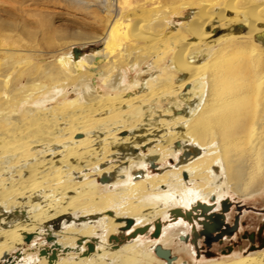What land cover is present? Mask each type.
Here are the masks:
<instances>
[{
  "label": "bare ground",
  "instance_id": "bare-ground-1",
  "mask_svg": "<svg viewBox=\"0 0 264 264\" xmlns=\"http://www.w3.org/2000/svg\"><path fill=\"white\" fill-rule=\"evenodd\" d=\"M11 1L0 10L23 15L27 2L42 3ZM118 3L117 15L111 5L94 13L110 23L94 37L105 41L96 54L40 65L42 54L0 40V260L70 217L54 232L65 256L24 264H264V248L196 263L180 248L183 219L169 226L185 228L174 250L165 231L108 249L130 219L139 229L212 199L264 201V0ZM159 245L175 258L164 261Z\"/></svg>",
  "mask_w": 264,
  "mask_h": 264
},
{
  "label": "rangeland",
  "instance_id": "rangeland-1",
  "mask_svg": "<svg viewBox=\"0 0 264 264\" xmlns=\"http://www.w3.org/2000/svg\"><path fill=\"white\" fill-rule=\"evenodd\" d=\"M75 1L83 2L85 5H88V9L79 8L78 6V8L76 6L68 7L64 0H40L42 3L38 4L27 2L23 15L20 13H5L0 10V24H7V26H5L6 29L2 30L0 28V40L8 39L10 42H14L17 49L27 50V52L22 51V53H31L29 51H33V53L42 54L44 59L37 61L40 65H56L58 57L71 52L75 58H80L82 55L96 54L99 50L104 49L105 41H95L94 37L103 35L105 31L104 28L107 29L110 23L106 22L104 25L96 22L94 13L96 11H102L101 15H103L104 12L108 10L107 7L111 5V10L114 15L119 14L120 6L118 0ZM0 5L9 7L18 6L11 0H0ZM94 82L98 87L102 85L100 79H95ZM171 165H175L174 160H171ZM161 169V165H156L155 167L150 165L149 167V170L154 174H158ZM98 177L99 176L96 175L95 179L101 182L100 177ZM223 201L228 203V207L226 210L222 208L220 213L227 216V219L224 221L233 231L223 235L221 241H212L210 245H208L204 236H196L195 231H197L198 227L194 231L193 226H191L193 224L188 220L186 221L182 216L183 214H181L186 212L179 209L180 211L176 210L171 214L170 221L156 220L150 223V225H147L148 228H151L149 233L148 230L144 234L138 233L135 235L137 231V229L134 228L135 225L128 227V225L125 224L118 233L110 237L109 244H111V247H108V249L112 251L120 250L122 246L136 242L137 240L144 243L155 242L165 237V231L169 235L172 234L174 236L175 243L169 246L171 250H174V248L180 247L178 244V240H180V230L185 228L183 225H181L182 227L179 225L180 227L175 226L174 228H169V226L174 225L180 218L189 226V230L188 227H186V230L190 237L186 241L182 240L187 248L183 245H181L180 248L187 251V255L190 249V252H192L190 256H193L196 263L209 262L212 260H226L228 258H237L240 256L245 257L251 253L262 250L264 248V201L261 198H241L238 196H230ZM222 202L221 204L223 205L224 202ZM214 203L215 201L212 199L210 204L214 205ZM220 207L221 205L219 207L217 205V210L221 209ZM209 213H211V211H208V214ZM92 220L94 222L98 221L97 218ZM70 221V217H65L48 224V226L46 225L45 228L39 231L32 232L29 237L27 236L23 243L24 245L22 244L21 247L10 252L6 258L0 260V264H24L30 255L33 258L49 256L51 259H54V261L64 257L65 255L59 253L58 249L53 247L55 245L54 243L57 241L54 232H59L63 225L70 224ZM118 221L120 222L122 220L119 219ZM209 221L211 223L213 222L212 220ZM157 222H161L162 224V235L160 238H155L151 234ZM199 229H204L203 225H201ZM154 233L155 231L153 234ZM90 244L94 247V251L91 254H95L97 251V242L92 240L87 247H89ZM85 253H89L88 248ZM156 257L162 260L158 255Z\"/></svg>",
  "mask_w": 264,
  "mask_h": 264
},
{
  "label": "flooded vegetation",
  "instance_id": "flooded-vegetation-1",
  "mask_svg": "<svg viewBox=\"0 0 264 264\" xmlns=\"http://www.w3.org/2000/svg\"><path fill=\"white\" fill-rule=\"evenodd\" d=\"M223 205H224V203H223ZM223 205L221 204V207H220L221 209L217 210L216 203H214V205L201 204V205H197V206L193 207L190 210L185 211L186 213H181V212L180 213L183 214L182 216L184 217V219L186 221L188 220L190 223L193 224L191 226H193L194 231L196 230L197 227L199 229V227L201 228V225H203L204 229H201V230L199 229V231L197 229V231H195L196 232L195 234L198 237H200L201 235L204 236V238H206V240H207L208 245H210V242L221 241L223 235H225L227 233H231L233 231V229L228 227L227 223L224 221L227 219V216H224L222 219H220L216 216H213L214 213H220V211H222ZM209 206L211 207V209H209ZM196 207H198V208H196ZM203 207H205V211H204L205 213H203L201 210H197V209L203 208ZM225 208H227V205H225ZM208 211H211V213L208 214ZM188 212H193L194 214H192V216L190 218H188L186 216ZM209 220H212L213 222L211 223ZM222 226H227V227H222ZM225 228H227V229H225ZM150 231H151V228L149 227L148 233ZM154 231H155V227L151 233L152 235H153ZM161 235H162V231H161ZM161 235H160V237H161ZM160 237H158V238H160ZM188 238H190L189 235L184 238V241H186ZM88 249H89V247H88ZM93 251H94V249H93ZM92 252L89 251L88 254H91ZM165 261H167V260H165Z\"/></svg>",
  "mask_w": 264,
  "mask_h": 264
},
{
  "label": "water",
  "instance_id": "water-1",
  "mask_svg": "<svg viewBox=\"0 0 264 264\" xmlns=\"http://www.w3.org/2000/svg\"><path fill=\"white\" fill-rule=\"evenodd\" d=\"M225 205H227V207H228V203H227L226 201H224V205H223V208L226 210ZM209 209H211L210 206H209ZM197 210H201L203 213H205V212H204V211H205V207H203V208H199V209H197ZM177 213H178V212H177ZM192 214H194V213H193V212H188L186 216H187L188 218H190V217L192 216ZM214 216H216V217H218V218H220V219H222V218L224 217V215L221 214V213H214ZM133 224H134V223H133V220H131V219H130V220H127V225H128V227H131ZM148 230H149L148 226L143 227V228H139V229H137L135 235H137L138 233H140V234H144V233L147 232ZM161 231H162V224H161V222H157L156 225H155V233L153 234V236H154L155 238L160 237V235H161ZM93 249H94L93 245L90 244V245H89V251H93ZM157 254H158L160 257H162L163 259L168 260V261L171 260V259H173V256H172L170 250H168V249H163L162 247H158V248H157Z\"/></svg>",
  "mask_w": 264,
  "mask_h": 264
}]
</instances>
